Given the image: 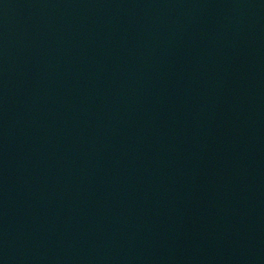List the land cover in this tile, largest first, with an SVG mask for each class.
<instances>
[{
  "label": "water",
  "instance_id": "obj_1",
  "mask_svg": "<svg viewBox=\"0 0 264 264\" xmlns=\"http://www.w3.org/2000/svg\"><path fill=\"white\" fill-rule=\"evenodd\" d=\"M0 264H264V0H0Z\"/></svg>",
  "mask_w": 264,
  "mask_h": 264
}]
</instances>
